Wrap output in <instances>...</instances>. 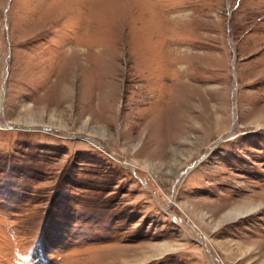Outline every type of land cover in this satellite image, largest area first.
Segmentation results:
<instances>
[{
	"label": "rangeland",
	"instance_id": "rangeland-1",
	"mask_svg": "<svg viewBox=\"0 0 264 264\" xmlns=\"http://www.w3.org/2000/svg\"><path fill=\"white\" fill-rule=\"evenodd\" d=\"M0 264H264V0H0Z\"/></svg>",
	"mask_w": 264,
	"mask_h": 264
},
{
	"label": "water",
	"instance_id": "water-1",
	"mask_svg": "<svg viewBox=\"0 0 264 264\" xmlns=\"http://www.w3.org/2000/svg\"><path fill=\"white\" fill-rule=\"evenodd\" d=\"M218 141H219V139H218ZM218 141H217V142H218ZM217 142H215V144H216Z\"/></svg>",
	"mask_w": 264,
	"mask_h": 264
}]
</instances>
